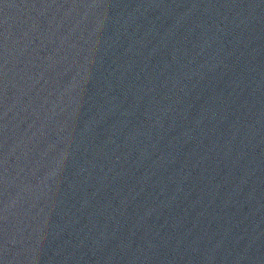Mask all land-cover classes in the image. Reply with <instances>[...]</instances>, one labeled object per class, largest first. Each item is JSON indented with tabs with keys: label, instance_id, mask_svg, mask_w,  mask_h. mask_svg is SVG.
<instances>
[{
	"label": "water",
	"instance_id": "1",
	"mask_svg": "<svg viewBox=\"0 0 264 264\" xmlns=\"http://www.w3.org/2000/svg\"><path fill=\"white\" fill-rule=\"evenodd\" d=\"M0 264H264V0H0Z\"/></svg>",
	"mask_w": 264,
	"mask_h": 264
}]
</instances>
